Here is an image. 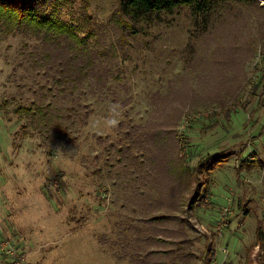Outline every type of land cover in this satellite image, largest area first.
Segmentation results:
<instances>
[{"label":"rangeland","instance_id":"374dc122","mask_svg":"<svg viewBox=\"0 0 264 264\" xmlns=\"http://www.w3.org/2000/svg\"><path fill=\"white\" fill-rule=\"evenodd\" d=\"M115 4L88 0L96 50ZM220 17L177 8L70 91L0 17V264H264V1Z\"/></svg>","mask_w":264,"mask_h":264},{"label":"trees","instance_id":"16d2710c","mask_svg":"<svg viewBox=\"0 0 264 264\" xmlns=\"http://www.w3.org/2000/svg\"><path fill=\"white\" fill-rule=\"evenodd\" d=\"M74 1L0 0V17L8 26L30 32L37 39V51L32 60L53 78L59 91H70L89 77L94 81V88H102L106 85L107 73L115 65L116 41L120 45L127 35L145 32L162 23L177 8H188L194 26L206 32L224 19L220 17L224 8L230 9L234 3L259 5L264 0H116L108 25L114 29V39L98 50L95 47L101 45L96 39L99 30L106 32L107 27L88 12V0H79V9L66 17L64 8ZM25 111L30 113V121H34L36 115L45 125L43 120L48 115L43 106L25 107ZM197 165L200 171L205 161L200 160Z\"/></svg>","mask_w":264,"mask_h":264},{"label":"clouds","instance_id":"9594fccd","mask_svg":"<svg viewBox=\"0 0 264 264\" xmlns=\"http://www.w3.org/2000/svg\"><path fill=\"white\" fill-rule=\"evenodd\" d=\"M117 108H118L117 105H113L109 109V115L102 122L104 128L112 129L118 126L119 119L117 118L118 116ZM100 125H101V121H94L92 127L95 129L98 128Z\"/></svg>","mask_w":264,"mask_h":264}]
</instances>
